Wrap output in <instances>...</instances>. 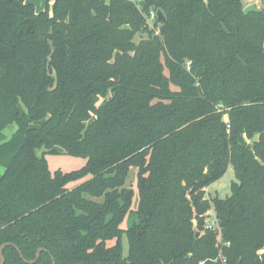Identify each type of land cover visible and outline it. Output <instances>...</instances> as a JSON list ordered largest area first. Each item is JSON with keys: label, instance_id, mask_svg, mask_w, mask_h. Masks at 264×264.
Returning <instances> with one entry per match:
<instances>
[{"label": "trees", "instance_id": "16d2710c", "mask_svg": "<svg viewBox=\"0 0 264 264\" xmlns=\"http://www.w3.org/2000/svg\"><path fill=\"white\" fill-rule=\"evenodd\" d=\"M245 6L0 0L3 264H264V4ZM63 152L86 162L52 171Z\"/></svg>", "mask_w": 264, "mask_h": 264}, {"label": "rangeland", "instance_id": "374dc122", "mask_svg": "<svg viewBox=\"0 0 264 264\" xmlns=\"http://www.w3.org/2000/svg\"><path fill=\"white\" fill-rule=\"evenodd\" d=\"M41 2L46 5L47 1L46 0H41ZM246 4L253 3L256 5L263 6L264 0H244ZM152 20L149 22L152 24ZM16 128L15 125L11 126L7 130V134H11L12 131ZM41 152V151H40ZM47 160L49 167L52 171H55L56 169H62L63 171H71L74 169H78L82 167L86 159L83 157L79 156H73L68 153H59V154H47ZM2 169L0 168V171ZM236 179L235 173L233 170V166L229 165V168L227 169L226 173L213 182L208 188H206L207 196H214L218 195L220 197H226L231 193V183ZM129 185L133 187L136 190V185H137V169L133 167L130 172V176L128 179ZM76 184H72L70 187H74ZM137 201V193L135 196V202ZM211 214L214 216V210H211ZM128 220L125 222V226L128 225ZM123 244H124V251L125 254L127 253L128 250V241H127V236H123Z\"/></svg>", "mask_w": 264, "mask_h": 264}, {"label": "water", "instance_id": "95a60500", "mask_svg": "<svg viewBox=\"0 0 264 264\" xmlns=\"http://www.w3.org/2000/svg\"><path fill=\"white\" fill-rule=\"evenodd\" d=\"M259 10H261V6H258V5H256V4H247L246 6H245V8H244V12L245 13H248V12H250V11H259ZM157 14H158V19L159 20H165V15H164V13H163V11L161 10V9H159L158 11H157ZM7 245H15V244H13V243H11V242H6V243H3L1 246H0V264H3L4 263V261H5V257H4V248L7 246ZM17 249H18V251L20 252V249H19V247H17ZM42 250H44V248H39L38 250H37V256H36V258L34 259V260H25L26 262H28V263H30V264H34L37 260H38V258H39V255H40V252L42 251ZM21 256H23L22 254H21ZM53 264H56V262H55V260L53 261Z\"/></svg>", "mask_w": 264, "mask_h": 264}, {"label": "built area", "instance_id": "2783aa9c", "mask_svg": "<svg viewBox=\"0 0 264 264\" xmlns=\"http://www.w3.org/2000/svg\"><path fill=\"white\" fill-rule=\"evenodd\" d=\"M138 3H140L141 1H143V0H136ZM158 18V14H157V11H155V10H152L151 12H150V15L148 16V21L150 22L151 20L152 21H154V20H156ZM217 225V219H216V217H215V214H214V216H213V214H211V217H210V219H209V221H208V224H207V227L208 228H212V227H214V226H216Z\"/></svg>", "mask_w": 264, "mask_h": 264}, {"label": "crops", "instance_id": "0c3cea01", "mask_svg": "<svg viewBox=\"0 0 264 264\" xmlns=\"http://www.w3.org/2000/svg\"><path fill=\"white\" fill-rule=\"evenodd\" d=\"M26 2L32 3L35 6V9L37 12L43 11L46 8V5H44L41 0H25ZM47 1V0H46ZM54 0H49L50 5L53 4ZM244 1V0H243ZM245 3V2H244ZM246 4V3H245ZM250 4V3H249ZM253 4V3H251ZM247 5V4H246ZM260 6V5H258Z\"/></svg>", "mask_w": 264, "mask_h": 264}]
</instances>
